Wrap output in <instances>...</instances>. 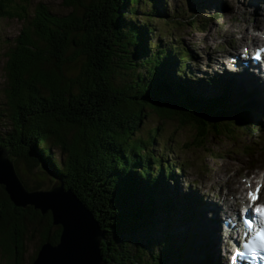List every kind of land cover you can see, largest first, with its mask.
<instances>
[{
    "label": "trees",
    "instance_id": "1",
    "mask_svg": "<svg viewBox=\"0 0 264 264\" xmlns=\"http://www.w3.org/2000/svg\"><path fill=\"white\" fill-rule=\"evenodd\" d=\"M61 3L68 10L64 15L43 3L31 14L29 0H0V18H16L21 25L6 53L0 124L6 120L10 129L0 133V145L28 190L46 189L40 170L46 165L92 211L105 232V264H184L182 246L171 257V239L164 237L162 254L155 250L159 244L148 245L151 239L147 245L136 239L157 211L165 215V232L174 226L173 215L180 230L192 217L190 202L183 204L168 190L173 168L185 164L166 160L163 152L174 153L173 145L156 152L162 144L159 125L144 128L150 116L189 127L187 149L206 147L213 138L238 140L260 128L252 112L256 102L249 93L226 101L227 87L219 85L209 88L220 90L218 96L204 97L208 91L198 90L183 73L188 52L176 44L150 51L149 35L156 29L136 15L147 8V17L162 11L168 16L163 0ZM188 18L190 31L207 26L194 15ZM33 171L37 178H24ZM60 231L50 213L15 207L0 185L5 264H31L43 243L58 242ZM31 237L37 238V250L27 261ZM185 248L191 250L189 244Z\"/></svg>",
    "mask_w": 264,
    "mask_h": 264
},
{
    "label": "rangeland",
    "instance_id": "2",
    "mask_svg": "<svg viewBox=\"0 0 264 264\" xmlns=\"http://www.w3.org/2000/svg\"><path fill=\"white\" fill-rule=\"evenodd\" d=\"M14 1L18 2V0ZM163 2L164 9L167 11L166 13H168V16H165L164 11H162L157 15L151 16V18L147 17L146 15L149 14L147 8L146 10H138L136 15L139 22H141V18H146L148 19L146 20L147 23L156 29L155 32L149 35L150 43L152 44L151 47L153 48L151 49L149 47V49L152 51L161 47L168 50L171 44H176V47L180 50L182 49L184 53L189 52L193 60H189V63H187L188 68L185 69V71H189L195 79L199 77L205 78L207 77L206 74H216L213 70L216 69L215 65H208L211 64L210 58L220 59L223 57L224 52L230 54V51H234L232 50V47H234V39L237 41L236 45L241 46L242 42H244L245 32H252L253 26L256 25L255 18L263 9L262 6L258 9L254 5L248 8L241 7L235 0H163ZM242 2L243 4H250L248 0H242ZM38 3H43L52 13L58 15H64L68 12L67 8L62 5L61 0H29V12L31 14ZM190 14L196 16L198 21H201L203 17L209 20H212L213 17H215V19L212 20V24L208 25L207 29L203 32L198 28L190 31L187 29L188 21H190L188 16ZM174 16L183 17L173 20ZM232 21H234L232 24L235 26H232V24L229 26L228 22L230 23ZM176 22L180 24L178 25ZM236 26L239 28L237 31H234ZM20 27V22H18L16 18H0V88H2L1 86L6 81V53L13 45V41L18 35ZM262 28H264V24L261 26V29ZM241 35H243V39L241 38L242 40H240ZM183 62H185V60ZM221 81L224 82L227 81V79H221ZM238 83L241 84V82ZM220 84L219 82L217 85ZM223 87L221 88L223 89ZM227 90L226 101L231 100L234 103L238 98L246 97L235 96L236 94L233 93L231 87L227 88ZM219 91H217V89L208 90V94L204 97L218 96L220 94ZM234 92L236 91L234 90ZM249 97H247L248 100ZM2 100L3 95H1V101ZM256 101L258 109L255 108V110L252 111L253 117L263 123L260 127H264V100H262V102L259 99ZM155 125H159L162 129V138L160 139L162 144L160 143L161 147H159L160 144L158 143L159 145L156 147V152L160 153V151L166 150L169 145H173L175 150L174 153L163 152L166 160L168 162H180L185 164L182 168H180V166L178 168H173V178L168 190L174 191V187L178 185V191H174L176 197L181 198L186 194H193L197 199L203 196L205 197L204 200L206 199L209 203L217 205L222 203L224 196L228 197L234 195V197L238 198L240 193L245 194L248 188H245V192L241 191V189L244 188V186H248L247 180H253V182H255V179L258 181L264 180V134L257 138L259 136L258 132L253 131L254 133L252 135H241L242 137L233 141H229L230 139L213 138L211 141L209 140V142H207L208 144H206V147H190L187 149L186 145L188 143L191 144L190 137H192L189 127L179 128L178 125L170 121L160 123L155 116H150L148 124L144 129H150ZM255 127L256 126H252V129H255ZM9 129V122L4 120L2 124H0V133H5ZM40 170H42L41 173H43L45 177L43 187L49 189L56 183V179L45 169V165H41ZM34 171L30 172V174H28L29 172L26 173L24 178L27 176L28 179L37 178V173L34 175ZM252 188L253 185L251 186V189ZM168 190L165 192H168ZM171 196H173V193H171ZM259 202L260 204H264V190H262ZM200 204L199 202V205ZM154 205L159 207V202H155ZM161 215L162 212L157 211L154 215L148 217L146 222L148 226L139 229L140 233L136 239L146 245L148 244L147 242L150 241L148 244L150 247L159 244V246L155 247V250L162 254L163 245L161 244H163L164 237H167L166 241H169V238L171 242H173L169 243L168 246L169 249L174 251L171 252L172 258L178 255L176 250L179 252V247L182 246L181 261L184 264H204L198 254L194 255V252L188 251L185 248L188 244H193L185 242V236L187 237V235L178 228V224L177 226L175 225L172 228H168L169 232L163 230L164 224L160 222V218L163 219L165 215L162 217ZM174 219H176L175 215L172 216V223ZM196 220L200 221V219ZM196 220H194L195 227L198 224ZM216 222H219L218 219ZM210 227L213 226L209 225V228ZM201 235H203V232H201ZM181 236H183L184 241H182ZM125 238L129 237L125 236ZM193 243H195L194 240ZM26 247V259L28 261L37 250V238L31 237V240L27 241ZM218 260L219 258L214 259V264H217ZM0 264H5L1 248Z\"/></svg>",
    "mask_w": 264,
    "mask_h": 264
},
{
    "label": "water",
    "instance_id": "3",
    "mask_svg": "<svg viewBox=\"0 0 264 264\" xmlns=\"http://www.w3.org/2000/svg\"><path fill=\"white\" fill-rule=\"evenodd\" d=\"M56 179L49 189L28 190L21 181L9 151L0 145V185L15 207H32L40 214H51L52 224L61 228L56 244L43 243L31 264H105L101 244L105 232L91 210L62 180L45 165Z\"/></svg>",
    "mask_w": 264,
    "mask_h": 264
},
{
    "label": "bare ground",
    "instance_id": "4",
    "mask_svg": "<svg viewBox=\"0 0 264 264\" xmlns=\"http://www.w3.org/2000/svg\"><path fill=\"white\" fill-rule=\"evenodd\" d=\"M215 1V0H214ZM221 1V0H220ZM233 1V0H232ZM237 1L241 7H250V5H254L255 4H259V2L263 1V0H248L250 4H243L242 0H235ZM232 4V3H231ZM260 12V11H259ZM255 18V17H254ZM261 19V15L260 16H257L255 21H260ZM247 24V23H246ZM232 26H235V25H232ZM238 26L235 27L234 31H237L238 30ZM227 34V33H226ZM234 37V36H233ZM243 35L240 36V40H242L243 38ZM242 38V39H241ZM250 39H253L252 36H249L247 34H245V37H244V42H242L241 44V47H243L248 40ZM208 46V45H207ZM240 47V46H238ZM11 49V48H10ZM210 51V50H209ZM237 60H239V58L237 57ZM211 63V62H210ZM220 62L216 61V64H218ZM221 70L223 69L220 65L217 66V69ZM256 73V72H255ZM255 76H253V78H255V80H252L250 79L255 85L259 86V87H262V82H261V79H260V76L254 74ZM234 80L237 81V82H248L250 83L249 79L247 78H242L241 75H237V76H234ZM242 84V83H241ZM250 85V84H249ZM251 86V85H250ZM256 86V87H257ZM248 88V87H247ZM259 90V89H257ZM261 90V89H260ZM253 91V90H252ZM246 92V91H244ZM251 94V93H249ZM262 100H264V92H263V96H262ZM263 106V105H262ZM257 107V106H256ZM264 107V106H263ZM258 109V107H257ZM175 186V185H174ZM180 187V186H179ZM176 189H178L177 186H175ZM242 188V187H241ZM264 189V188H263ZM193 195V194H192ZM232 197V195H231ZM230 196L228 197H224L223 199V202L225 203V209L227 210L226 212V219L229 217L230 220L232 221V224L228 225L230 226L233 230H236L234 229L232 226L236 227L235 224L238 222L236 220H238L239 218L237 217V214L235 213L237 211V205L235 203V199L233 200ZM239 200L241 201V198H239ZM220 207V208H219ZM202 211L204 212V214H207L206 212H210L212 213V217L211 219L212 220H208V219H203V222L201 223V232H203V235L200 234L199 238L201 239V245L204 247V250L202 251V255H204V258H209L212 260L213 264H214V259L216 258H219V260L217 261V264L219 263H222L223 262V258H222V247H221V242H222V239H221V234L219 233L218 231V228H219V225L217 224L216 220L219 218V216L223 215V213L221 212V206H215L214 204L212 203H209L208 201H205L202 205ZM225 210H223L224 212ZM238 211H239V208H238ZM232 212V213H231ZM205 216V215H204ZM220 216V217H221ZM219 223V222H218ZM209 225L213 226V227H210L209 228ZM226 228V227H225ZM227 229L226 228V232H227ZM228 238V236H227ZM238 240L235 238V237H232V242L235 243L237 242ZM230 244V242H229ZM231 245V244H230ZM212 247V248H211ZM213 249V250H212ZM214 249H215V253L214 252Z\"/></svg>",
    "mask_w": 264,
    "mask_h": 264
},
{
    "label": "snow or ice",
    "instance_id": "5",
    "mask_svg": "<svg viewBox=\"0 0 264 264\" xmlns=\"http://www.w3.org/2000/svg\"><path fill=\"white\" fill-rule=\"evenodd\" d=\"M259 192H260V187H259V185H258L257 188H256L255 193H253V192H251V191L248 193L249 200H250V202H251V204H252L253 207L256 206V204H257V202H258V200H259ZM255 210H256V211H257L262 217H264V206L256 207Z\"/></svg>",
    "mask_w": 264,
    "mask_h": 264
}]
</instances>
